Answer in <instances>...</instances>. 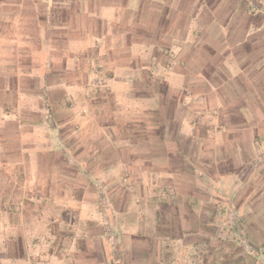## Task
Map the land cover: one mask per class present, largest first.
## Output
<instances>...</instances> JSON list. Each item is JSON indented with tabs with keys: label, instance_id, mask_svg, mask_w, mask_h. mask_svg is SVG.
<instances>
[{
	"label": "crops",
	"instance_id": "crops-1",
	"mask_svg": "<svg viewBox=\"0 0 264 264\" xmlns=\"http://www.w3.org/2000/svg\"><path fill=\"white\" fill-rule=\"evenodd\" d=\"M261 4L0 0V181L3 164H23L21 176L50 186L49 155L75 170L39 201L47 211L7 221L0 264H171L166 244H224L210 202L249 185L256 174L244 167L264 137ZM34 78L38 89L23 86ZM54 88L94 122L58 120Z\"/></svg>",
	"mask_w": 264,
	"mask_h": 264
},
{
	"label": "rangeland",
	"instance_id": "rangeland-1",
	"mask_svg": "<svg viewBox=\"0 0 264 264\" xmlns=\"http://www.w3.org/2000/svg\"><path fill=\"white\" fill-rule=\"evenodd\" d=\"M264 8V4H261ZM36 38V37H34ZM169 52L166 53V55ZM165 63H169L168 59L163 58ZM70 69V68H69ZM67 75L74 76V73L68 70ZM79 71V72H77ZM75 72L79 73V76L87 77L88 75V66H81ZM71 80L73 77H67ZM41 85L38 82V79L34 78L32 80H28L25 85L28 89L30 86L33 89H38V86ZM63 88H54L52 93H54L55 101L60 103L61 108L58 110V120H64L63 118H68L66 121V126L71 127L72 125H83L88 126L90 123L94 122V119H90V110L85 109L82 110L83 114L78 115V111L76 113L74 104H76L75 100H67L65 98L66 91ZM103 95L106 99L101 100L104 102L108 108L115 109L116 105L119 106L113 98V94L109 91L103 92ZM4 98L3 93L0 95V101ZM65 103V105H64ZM129 102H126L124 106H128ZM70 108L71 112H66V107ZM216 114V109L213 111ZM100 118V117H99ZM1 120V119H0ZM128 122H132V118L125 119ZM116 123H119V119H115ZM135 122V121H133ZM3 121H0L2 124ZM0 135V139H1ZM87 137V132H81L78 134V139L85 140ZM258 148L256 161H252L250 164L246 165L244 169L254 170L256 176L249 181L248 186H243L239 191L234 192H223V195L217 196V199L210 202L212 207L213 205L217 206V213H213L214 220L219 222V226H222L220 229V233L223 235L224 244H217L215 241H205L204 239H200L198 244H175L171 245L166 244L164 247L166 249L170 248L171 251L168 253L166 251V258L171 259V264H264V137H259L258 142L255 144ZM0 148V155H2ZM3 151V150H2ZM247 152V150H246ZM53 155H49L46 157L48 162L42 166V169L45 173L48 174V180L50 183L46 185V180L43 178H39L38 180L33 179L32 177H24L25 174L20 175L18 171L23 170L25 165L23 164H3L1 166V176H7L6 179H2L0 181V209L3 206L8 207L12 206L13 211L7 213H3L0 211V221L4 222V224H0V239H5L7 235V221L10 220H24V215L30 216L31 211L44 210L47 211V207H43L39 201H47V197L53 200L55 194L53 193V188H51V184H61L65 183L57 180L59 177H62L64 180L66 179V175H72V165L63 164V163H52ZM83 166V165H82ZM80 166V172L87 173L84 168ZM85 166V165H84ZM37 171V168L35 169ZM65 174H60L63 173ZM75 170H73L74 172ZM34 173V172H33ZM32 174V172H30ZM10 176V177H9ZM125 175L123 174V179ZM80 182L75 184L76 187L73 192L78 193L77 185H80V189L83 187V179H79ZM120 182V181H119ZM161 182H163L161 180ZM158 181H154L151 186L158 187ZM62 185V184H61ZM66 185V184H65ZM48 187V196L43 194L41 196L40 189H46ZM58 188V186H55ZM54 187V189H55ZM60 187V186H59ZM228 190V189H227ZM44 192V190H43ZM76 196V195H75ZM216 198V197H215ZM247 202L249 210L239 213L238 211L235 213L233 208L237 205H242V202ZM35 204L37 209H30L29 204ZM44 204V203H43ZM250 204V205H249ZM19 207L15 208V207ZM24 206H28L29 208L25 210ZM219 206V207H218ZM29 212V213H28ZM40 212V211H39ZM35 218L33 215L31 219ZM216 218V219H215ZM210 232H215L213 228L209 229ZM173 232H177L172 229ZM191 240H195V236H189ZM1 243V242H0ZM163 246V245H162ZM196 257V258H194Z\"/></svg>",
	"mask_w": 264,
	"mask_h": 264
}]
</instances>
